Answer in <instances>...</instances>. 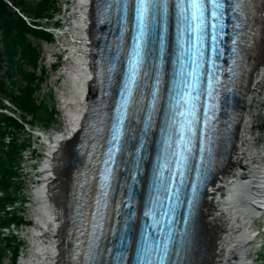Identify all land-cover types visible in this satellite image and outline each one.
<instances>
[{"label": "bare ground", "instance_id": "6f19581e", "mask_svg": "<svg viewBox=\"0 0 264 264\" xmlns=\"http://www.w3.org/2000/svg\"><path fill=\"white\" fill-rule=\"evenodd\" d=\"M91 6L92 0H76L71 13L67 48L70 60L60 104L64 120L61 128L51 130L43 139L45 154L37 173L40 185L32 190L33 204L29 208L34 219L23 232L26 252L19 264H71V242L67 237L68 212L74 197L71 176L66 173L69 186L64 184V190L54 180L60 153H74L88 105L86 94L93 81L88 44ZM254 8L257 28L251 62L237 100L238 114L218 169L210 177L208 188H203L195 216L192 252L196 264H249L247 251L253 240L250 224L264 201V147L260 146L257 130L264 103V0H254ZM63 167L68 170L69 164Z\"/></svg>", "mask_w": 264, "mask_h": 264}, {"label": "snow or ice", "instance_id": "6c2138e0", "mask_svg": "<svg viewBox=\"0 0 264 264\" xmlns=\"http://www.w3.org/2000/svg\"><path fill=\"white\" fill-rule=\"evenodd\" d=\"M245 0H235L230 4L233 12H242L245 7ZM101 15L104 19H108L113 10V0H103L100 5ZM116 10H122L127 16L132 13L131 22L134 25V35L132 37V47L128 54V73L127 82L122 90L123 104L128 103V97L132 94V88L141 71L144 62L145 40L150 34L153 39L159 41L160 50L163 51L164 31L167 28L169 18L170 0H115ZM175 24L177 32V45L180 49L177 59L180 62V69L176 73L179 81L175 84L173 93H170L169 111L166 113V130L164 145L165 151L161 156L157 157V165L153 172V192L150 197V207L144 213L149 217L152 228H156L160 224L159 219H155L156 210L164 208V200H170L173 195V185L169 182V177L164 175V170L168 169L170 175L176 172L171 168V164L175 161V169L179 170L183 176L181 165L187 161V152L191 149V134L194 133L196 123L197 101L200 98V81L198 68L203 62V52L201 51L205 36L211 28L212 41L215 43L218 30L224 27L222 20L225 10V0H174ZM103 22V21H102ZM239 26V25H237ZM121 28V31H124ZM187 45V47H185ZM184 56L188 57L185 61ZM111 69H109L110 71ZM147 75V72L144 73ZM160 83L159 79L156 81ZM213 77H208V95H212ZM153 100L155 101L156 93L153 91ZM123 120L121 113L119 121L115 126V133L112 140L116 141L120 135V121ZM149 122L151 117L148 118ZM148 123L145 124L147 128ZM189 135L186 137L185 133ZM177 136L175 140L176 149L171 150L169 141ZM109 159H112V153H109ZM105 183L101 184L102 188L106 187L107 181L110 180L109 174H103ZM179 189L176 194L178 196ZM102 195L106 196L105 191ZM169 241L167 239L160 240L156 237H150L145 230L139 237V240H131L129 247L134 253L136 264H165V260L169 254ZM99 253L94 252L89 247L86 257L88 260L96 261ZM128 256V248L118 253L120 264Z\"/></svg>", "mask_w": 264, "mask_h": 264}, {"label": "trees", "instance_id": "16d2710c", "mask_svg": "<svg viewBox=\"0 0 264 264\" xmlns=\"http://www.w3.org/2000/svg\"><path fill=\"white\" fill-rule=\"evenodd\" d=\"M57 9L58 0H0V70L2 63H6V68L0 76V94L7 96L16 107L23 111V121H26L25 115H30L32 117L30 123L48 120L52 124L56 113L45 100L37 99L47 72L45 66L40 64L42 52L39 47L33 45L31 37L47 43L54 41L55 37L46 30L43 23L51 21ZM54 25L58 26L57 20ZM56 66L57 64H54V67ZM17 75L19 78L16 77ZM4 120L7 127H12L16 131L23 128V124L12 117H5ZM16 139L18 137L14 135L8 150H2L0 147V189L6 193L5 196L0 197V208L15 198L11 196L8 187L16 174L14 166L19 157V151L27 144L26 139L21 142ZM12 220L13 215L5 220L0 219V225ZM15 220L19 221V216L15 217ZM1 242L0 238V257L3 249ZM6 242L9 246L10 240L7 239ZM16 253L17 248L14 247L11 264H15Z\"/></svg>", "mask_w": 264, "mask_h": 264}, {"label": "rangeland", "instance_id": "374dc122", "mask_svg": "<svg viewBox=\"0 0 264 264\" xmlns=\"http://www.w3.org/2000/svg\"><path fill=\"white\" fill-rule=\"evenodd\" d=\"M76 4V0H58V9L54 14V18L51 21H47L43 23L48 29H52L51 27H55L54 22L57 20L58 26L55 28L56 31L64 32L55 36L54 41L47 43L45 41L36 39L31 37L33 45L39 47L41 50V62L43 66L46 68L47 77L44 82H42L41 89L38 92L37 99L38 101L43 99L47 102L50 108H53L56 113L53 116V123L50 124L48 120H42L39 122L31 123V127L27 124L23 126V129L20 132V137H25L27 142L30 143V149L35 147L36 149L33 152V155L30 157V151L23 152V157L17 160V171L14 179V183L16 182L15 188L12 190L11 194L16 198V202H13L11 205V213L13 214V223L14 225L9 226V230H5L1 235V246L2 254L0 257V264H11V257L14 252V247L17 248L16 260L15 264H19V259L26 252V242L27 237L24 236L25 229L31 226L33 223V216H31V212L29 211V206L33 204L31 191L40 182L35 181L36 178H39V175L35 173L37 169L40 168V165L43 161L45 148L39 143V138L36 139L35 132L42 131L44 136L48 137L51 133V130L59 129L62 127V123L64 120V112L61 108V94L65 87V77L67 70V63L70 60V56L68 55V51L64 53L63 49L68 48L70 45V23L72 20L73 9ZM72 13V14H71ZM68 20V21H67ZM68 22V23H67ZM69 29V31H68ZM60 53V54H59ZM59 54V57L56 59L55 55ZM56 61V62H55ZM54 64H57L54 67ZM0 76H2V70H0ZM19 78V76H16ZM63 82V83H62ZM64 86H63V85ZM61 89V90H60ZM51 96H48V95ZM60 95V96H59ZM61 98V99H60ZM1 101V105L9 113L14 119H17L19 123H21L22 116L24 115L23 111H21L18 107H16L7 97L3 96ZM261 109V117L258 120V132L260 134V146L264 147V103L260 106ZM44 114V113H43ZM43 114L41 116H43ZM62 115V116H61ZM32 119L30 115H25V120L29 121ZM24 120V119H23ZM60 121V122H59ZM26 122V123H27ZM30 129V130H29ZM30 134H27L26 131ZM41 146V147H40ZM44 153V154H43ZM64 157H68V152L64 153ZM29 157V158H28ZM18 158V157H17ZM62 175L66 176L67 168L63 167ZM224 174V172H223ZM208 188V184L205 185ZM204 187V188H205ZM211 195V194H210ZM26 196L27 202H24L21 197ZM20 201V202H19ZM26 206V207H25ZM16 213V215H15ZM4 216H6L3 213ZM21 215V216H19ZM19 216V219L27 220L28 224L25 226L19 227V225L14 221L15 217ZM264 215H262L263 217ZM264 220L260 218H254L251 225V234L253 235V240L249 243L248 251H247V261L249 264H252L254 259H263L264 260V231L263 224ZM7 231V232H6ZM23 233V234H22ZM9 239V246L6 244V240ZM66 246V245H65ZM237 262V261H236ZM237 264V263H236Z\"/></svg>", "mask_w": 264, "mask_h": 264}, {"label": "water", "instance_id": "95a60500", "mask_svg": "<svg viewBox=\"0 0 264 264\" xmlns=\"http://www.w3.org/2000/svg\"><path fill=\"white\" fill-rule=\"evenodd\" d=\"M60 166L59 168L56 169V178L54 180V182L56 183V185H58V187L62 185V190H64V184H65V178L66 176L62 175L63 171V165L66 164V162L68 163V160L66 157H64L63 153H60ZM62 166V168H61ZM63 193V192H62ZM64 195V194H63ZM68 221L70 222V211L68 212ZM196 220L195 217H193L189 223V234H188V250H187V256L184 257V263L183 264H196L197 261H194L195 256L193 255V240H194V235H195V230H196V224H195Z\"/></svg>", "mask_w": 264, "mask_h": 264}, {"label": "built area", "instance_id": "2783aa9c", "mask_svg": "<svg viewBox=\"0 0 264 264\" xmlns=\"http://www.w3.org/2000/svg\"><path fill=\"white\" fill-rule=\"evenodd\" d=\"M35 134H36V135H35L36 139L39 138V141H38V142L41 143V144L44 146L43 139L46 138V136H44V134H43L42 132H39V131L35 132ZM5 140H6V142H8V141H9V137H6ZM30 147H31V146H30ZM30 147H29L27 150L23 151V152L30 151V155H29V156L31 157V156L33 155L34 150H35L36 148H35V147H32V149L29 150ZM44 148H45V147H44ZM23 152H22V156H23ZM43 156H44V155H43ZM23 157H24V156H23ZM24 158H25V157H24ZM28 158H29V157H28ZM38 170H39V169H37V170L35 171L34 174L38 173ZM39 178H40V176H39ZM39 178H36L35 181L39 182V181H38ZM35 185H36V186H33L34 188L37 187V186H39L40 183L35 184ZM34 188H33V189H34ZM33 189H32V190H33ZM31 195H32V191H31ZM31 197H32V200H33V196H31ZM25 198H26V196H25ZM27 201H28V200L26 199L25 202H27ZM30 206H31V205H30ZM30 206H29V207H30ZM11 209H12L11 206H7V208H6V210H11ZM26 221H27V220H26ZM11 225H14V224H11ZM25 225H26V224L23 223V224H21L19 227H21V226H25ZM8 228H9V227H4V228H2V234H3L4 231L7 230ZM8 230H9V229H8ZM8 230H7V231H8ZM7 231H6V232H7ZM253 264H264V260H263V259H261V260H255V261L253 262Z\"/></svg>", "mask_w": 264, "mask_h": 264}]
</instances>
